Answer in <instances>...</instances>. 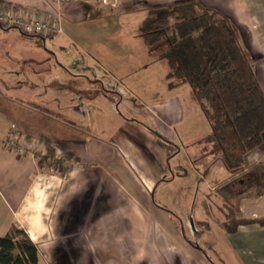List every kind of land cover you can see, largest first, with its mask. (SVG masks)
Returning a JSON list of instances; mask_svg holds the SVG:
<instances>
[{"label": "crops", "instance_id": "crops-1", "mask_svg": "<svg viewBox=\"0 0 264 264\" xmlns=\"http://www.w3.org/2000/svg\"><path fill=\"white\" fill-rule=\"evenodd\" d=\"M184 1L111 9L0 0V12L41 14L59 31L45 53L47 39L0 27V238L22 230L37 264H207L187 233L206 230L207 219L224 230L227 208L248 222L223 231L235 264H264V145L235 173L205 142L211 129L189 86L168 79L167 63L138 36L149 10ZM195 1L227 17L261 59L264 95V0ZM11 136L38 156L8 150ZM45 142L59 162L54 175L38 166Z\"/></svg>", "mask_w": 264, "mask_h": 264}, {"label": "trees", "instance_id": "trees-1", "mask_svg": "<svg viewBox=\"0 0 264 264\" xmlns=\"http://www.w3.org/2000/svg\"><path fill=\"white\" fill-rule=\"evenodd\" d=\"M138 36L167 63L168 79L189 86L211 129L205 142L221 151L225 164L238 173L245 154L264 145V95L255 76L261 59L250 57L227 17L195 0L149 10ZM44 148L39 167L54 157L50 143ZM260 177L259 193L264 190L263 172ZM242 224L248 222L236 220L227 208L224 230L233 234ZM37 263V249L22 230L12 227L0 238V264Z\"/></svg>", "mask_w": 264, "mask_h": 264}, {"label": "built area", "instance_id": "built-area-1", "mask_svg": "<svg viewBox=\"0 0 264 264\" xmlns=\"http://www.w3.org/2000/svg\"><path fill=\"white\" fill-rule=\"evenodd\" d=\"M56 4L66 3H79L86 0H47ZM104 7L111 9L117 8L120 0H96ZM0 26L3 28H13L19 33L27 36H39L43 39H53L59 31L55 29L51 24L47 23L41 14L27 15L19 13L17 9H6L0 12ZM264 144V143H263ZM4 146L14 152L18 157H36L38 156L36 150L30 142L25 139L21 140L18 136H11L4 143ZM51 174L54 173L53 169H50Z\"/></svg>", "mask_w": 264, "mask_h": 264}, {"label": "rangeland", "instance_id": "rangeland-1", "mask_svg": "<svg viewBox=\"0 0 264 264\" xmlns=\"http://www.w3.org/2000/svg\"><path fill=\"white\" fill-rule=\"evenodd\" d=\"M16 30H13L11 32H15ZM18 32V31H16ZM10 36L12 33L9 34ZM9 42H11V39H7ZM48 41V42H47ZM49 40H46V48H44L42 51H48V44ZM50 51V50H49ZM152 53L154 56H157L159 53L156 51H153ZM46 53V52H45ZM183 164H186V160L182 158ZM45 169L49 172L50 169L54 170V175L59 170V162L58 159L54 156L47 164H45ZM202 178V176H201ZM247 186L251 184V182H247ZM231 187V186H230ZM200 198L201 195L205 192L203 189V186H200ZM225 190H228V187L220 189V192H224ZM220 202V204H224L223 200L220 196H217L216 203ZM206 227L205 229H196L198 233L191 234L190 232L187 233V241H189L191 244L195 245L200 250L201 257L207 264H235L232 256H230V253L228 252L226 245H225V239H224V230L221 227V223L215 222L214 220H206ZM188 226V224H187ZM188 232V231H186Z\"/></svg>", "mask_w": 264, "mask_h": 264}]
</instances>
